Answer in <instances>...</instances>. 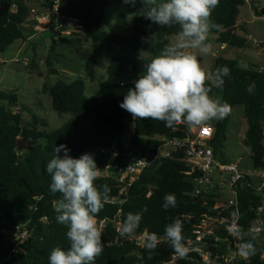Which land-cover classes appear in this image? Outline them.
<instances>
[{"label":"trees","instance_id":"16d2710c","mask_svg":"<svg viewBox=\"0 0 264 264\" xmlns=\"http://www.w3.org/2000/svg\"><path fill=\"white\" fill-rule=\"evenodd\" d=\"M123 2L62 0V11L68 17L76 18L82 28L73 29L59 40L72 45L83 36L94 43V51L86 61L90 79H94L103 50L112 45L145 52L154 58L166 44L173 42L172 38L179 31V25L161 27L139 15L142 6L134 8L132 18L125 15L117 17V22L125 27L123 35L106 31L103 28L106 9ZM16 3V10H12L13 0H0V53L15 41L25 38L23 26L28 22L30 7L25 0ZM245 4V0H219L210 19L222 25V30L213 29L209 36H216L220 44L247 47L250 44L247 37L236 33L240 9ZM254 12L256 16L264 17V6L260 9L254 7ZM153 33L155 36L151 37ZM59 40L52 35L46 64L51 73L58 71L52 68V59L56 58L53 53ZM153 58H112L107 66L106 78L100 81L97 92L91 98L85 95L83 80L61 78L53 85H44L43 90L50 96L53 110L60 115H69V119L53 131L40 129L41 120L37 115L32 116L29 124H23L21 113L14 110L19 106L18 95L12 90H0V262L49 264L48 258L53 248L67 250L70 247L67 226L56 219L55 201L60 194L50 191L51 177L45 170L54 156V147L61 144L70 149L69 155L73 158H79L84 153L92 154L97 167L111 173L110 176H100L95 184L98 187L107 184L111 189L110 199L119 197L123 200L121 204L106 203L97 215V219L105 220L106 224L102 232L103 252L95 264H163L175 254L164 239L167 225L179 218L186 240L193 236L194 226L204 215H218L221 205L214 194H194V176L186 174L190 167L182 150L173 152L168 158L153 159L161 146V139L186 136L187 124L181 122L183 124L167 127L158 120L133 119L119 106L127 90L134 86L133 82L144 71V65ZM221 66L230 69V77L225 78L223 89L212 87L210 95L229 103L232 110L236 106L243 108L247 123L243 141L250 149L252 168L264 171V70L245 68L236 59L218 56L212 60L208 71ZM253 82L256 87L249 94L246 89ZM231 114L222 121L209 122L214 126L210 145L217 158L227 139ZM129 124L133 126L130 133ZM41 125L47 126L43 121ZM129 153L139 154L152 164L125 192H121V184L116 180L115 173L118 167L126 163ZM167 194L176 196L177 205L165 210L162 205ZM238 195L243 222L249 224L254 217L252 209L263 198L247 185L239 189ZM145 208L146 212L143 211ZM130 212L142 213L140 225L131 237H120L115 223L122 224ZM18 226H23L28 232L23 244L16 236ZM145 230L161 238L151 259L148 258V250L137 246L133 239ZM251 242L257 249L256 254L248 263L237 264H264L261 256L264 242ZM191 257L178 258L175 264H199L198 258Z\"/></svg>","mask_w":264,"mask_h":264},{"label":"clouds","instance_id":"9594fccd","mask_svg":"<svg viewBox=\"0 0 264 264\" xmlns=\"http://www.w3.org/2000/svg\"><path fill=\"white\" fill-rule=\"evenodd\" d=\"M125 4L136 5V0H124ZM139 15L157 26L179 25L174 42L166 44L159 55L144 65V71L127 90L119 105L133 119H151L172 127L181 122L190 127L207 125L210 121L227 118L232 107L219 97L210 95L212 87L223 89L225 78L230 77V69L221 66L214 71L202 67L197 54L204 56L212 51L208 43L209 33L222 30L210 19L219 0H141ZM155 36V33L151 37ZM243 67L247 65L241 62ZM255 82L246 91L255 90ZM53 158L46 165L51 177L50 191L59 193L55 201L57 222L67 226L70 247L64 250L55 247L49 255V264H95L103 252L102 230L97 215L106 203L111 202V189L107 184L97 186L95 181L101 176L94 156L84 153L79 158L69 155L66 145L55 146ZM63 152L61 156L60 153ZM177 205L174 194L164 197L162 207L167 210ZM147 211V208L143 209ZM142 213H128L117 228L120 237H131L140 225ZM229 233L237 240L244 241V233L234 227ZM251 231V240L239 243L238 255L244 260L257 252L254 241L260 234L259 227ZM164 239L179 257L187 255L182 221L177 218L166 226ZM161 243L156 233L147 230L142 235V246L148 250L149 259Z\"/></svg>","mask_w":264,"mask_h":264},{"label":"rangeland","instance_id":"374dc122","mask_svg":"<svg viewBox=\"0 0 264 264\" xmlns=\"http://www.w3.org/2000/svg\"><path fill=\"white\" fill-rule=\"evenodd\" d=\"M246 4L241 7L238 17L236 33L247 37L249 41L256 39L264 41V17L256 16L254 7L258 9L264 6V0H245ZM141 0H136V5L114 4L105 11L103 28L108 32L123 35L125 27L117 22V17L125 15L132 18L134 8L141 7ZM34 22L28 21L23 26L24 39L15 41L4 52L0 53V90L14 91L19 97V106L15 111L22 115L23 124L31 122L32 116L37 115L41 124L40 129L53 131L69 119L68 114L60 115L52 108L51 98L43 88L44 85H53L59 79L83 80L85 82V95L91 98L98 90L99 83L106 78L107 66L111 59L117 56H133L142 58H153L145 52L133 51L122 45H112L109 49L103 50L98 59V66L95 69L94 79H90L86 71V61L93 53L95 45L83 36L74 44L69 45L61 40L56 45V58L52 59V68L58 70L51 73L47 67V59L50 55L52 33L50 31L38 33L39 29L34 28ZM242 28H245L242 30ZM175 37L172 38L174 42ZM212 45V51L208 55L197 54L202 67L209 70L212 60L218 56L236 59L240 66L246 68L264 70V45L255 46L248 44L245 48H237L220 44L216 36H209L207 41ZM243 67V66H242ZM247 128L243 108L236 106L232 110L231 120L227 127V139L220 149L219 159L226 162L239 164L243 171L252 168L250 149L244 144V133ZM129 133L133 130L129 124ZM108 171L101 170V176H110ZM116 225L119 226L118 223Z\"/></svg>","mask_w":264,"mask_h":264},{"label":"built area","instance_id":"2783aa9c","mask_svg":"<svg viewBox=\"0 0 264 264\" xmlns=\"http://www.w3.org/2000/svg\"><path fill=\"white\" fill-rule=\"evenodd\" d=\"M17 1L13 0L12 10H16ZM25 1L30 7L28 21L34 22V28L39 29L38 33L50 31L55 39L59 40L71 33L73 29L82 28L76 18L68 17L62 11V0ZM250 43L255 46L264 45V41L256 39ZM187 128L188 134L184 137L162 138L161 146L153 159L168 158L173 152L182 150L190 167L186 174L194 176L196 184L194 194H214L215 200L220 202L221 209L217 216L204 215L202 220L194 226L193 236L184 241L185 246L189 249L184 257L192 258L191 256H194L198 258L199 264L248 263L250 259L244 260L238 255V245L250 241V230L257 227L261 231L255 241L260 244L264 242V171L254 168L243 171L239 164L217 158L210 145L214 133L212 123L200 127L187 125ZM262 138L264 148V122L262 124ZM151 164V161L139 154L129 153L126 163L118 167L115 173L116 180L121 184V192H125ZM245 185L263 198L260 204L252 209L254 217L249 224L243 222L238 195L239 189ZM110 200V203H123L119 197H113ZM97 221L103 232L106 221L98 219ZM116 226L118 228V225ZM229 227L241 230L244 233V241L235 239L229 233ZM142 235L133 238L135 244L141 248L143 247ZM16 236L19 238L20 244H23L28 237V232L23 226H18ZM261 256L264 260V250ZM178 258L183 257L174 254L168 262L163 264H175ZM0 264L5 263L1 261Z\"/></svg>","mask_w":264,"mask_h":264},{"label":"snow or ice","instance_id":"6c2138e0","mask_svg":"<svg viewBox=\"0 0 264 264\" xmlns=\"http://www.w3.org/2000/svg\"><path fill=\"white\" fill-rule=\"evenodd\" d=\"M205 131H207V130H205Z\"/></svg>","mask_w":264,"mask_h":264}]
</instances>
